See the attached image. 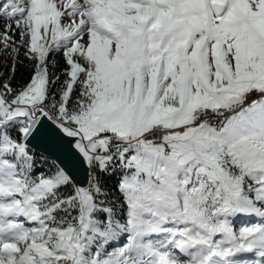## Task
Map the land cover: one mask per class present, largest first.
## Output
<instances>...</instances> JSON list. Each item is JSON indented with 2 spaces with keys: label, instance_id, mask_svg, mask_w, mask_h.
I'll return each instance as SVG.
<instances>
[{
  "label": "snow or ice",
  "instance_id": "1",
  "mask_svg": "<svg viewBox=\"0 0 264 264\" xmlns=\"http://www.w3.org/2000/svg\"><path fill=\"white\" fill-rule=\"evenodd\" d=\"M0 264H264V0H0Z\"/></svg>",
  "mask_w": 264,
  "mask_h": 264
},
{
  "label": "water",
  "instance_id": "2",
  "mask_svg": "<svg viewBox=\"0 0 264 264\" xmlns=\"http://www.w3.org/2000/svg\"><path fill=\"white\" fill-rule=\"evenodd\" d=\"M81 175H83V174L81 173Z\"/></svg>",
  "mask_w": 264,
  "mask_h": 264
}]
</instances>
